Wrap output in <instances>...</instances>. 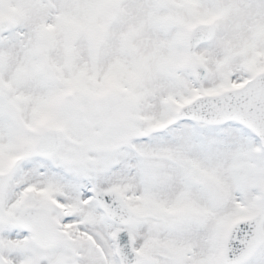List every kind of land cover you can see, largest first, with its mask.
Segmentation results:
<instances>
[{
    "label": "snow or ice",
    "instance_id": "snow-or-ice-1",
    "mask_svg": "<svg viewBox=\"0 0 264 264\" xmlns=\"http://www.w3.org/2000/svg\"><path fill=\"white\" fill-rule=\"evenodd\" d=\"M0 264H264V0H0Z\"/></svg>",
    "mask_w": 264,
    "mask_h": 264
}]
</instances>
